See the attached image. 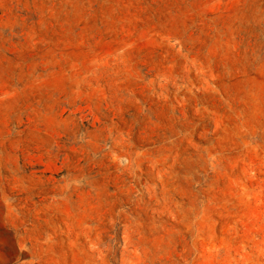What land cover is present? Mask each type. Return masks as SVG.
Masks as SVG:
<instances>
[{"label": "rangeland", "instance_id": "obj_1", "mask_svg": "<svg viewBox=\"0 0 264 264\" xmlns=\"http://www.w3.org/2000/svg\"><path fill=\"white\" fill-rule=\"evenodd\" d=\"M0 264H264V0H0Z\"/></svg>", "mask_w": 264, "mask_h": 264}]
</instances>
